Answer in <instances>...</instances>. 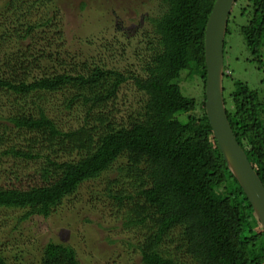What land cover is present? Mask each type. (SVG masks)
<instances>
[{
  "label": "trees",
  "instance_id": "1",
  "mask_svg": "<svg viewBox=\"0 0 264 264\" xmlns=\"http://www.w3.org/2000/svg\"><path fill=\"white\" fill-rule=\"evenodd\" d=\"M215 3L161 0L134 49L138 71L86 64L79 73L50 72L57 52L36 38L59 20L58 2L2 0L0 108L8 115L0 114V157L36 166L0 185V209L23 211V221L48 219L84 183L107 176L105 197L117 204L124 227L139 231L128 245L140 264H264V229L205 110V37ZM39 8L51 12L31 22ZM230 24L264 69V0H237L227 35ZM197 79L202 99L185 87ZM230 81L227 115L264 184V86ZM127 88L142 98L136 109H123ZM60 94L66 110L81 111L74 129H61L44 106ZM40 263L82 264L76 248L53 240ZM0 264H9L1 250Z\"/></svg>",
  "mask_w": 264,
  "mask_h": 264
},
{
  "label": "rangeland",
  "instance_id": "2",
  "mask_svg": "<svg viewBox=\"0 0 264 264\" xmlns=\"http://www.w3.org/2000/svg\"><path fill=\"white\" fill-rule=\"evenodd\" d=\"M55 1L59 20L36 37L41 47L57 52L56 63H50V72L55 69L83 73L86 64L138 71L139 61L134 49L142 40L146 17L158 13L161 0ZM236 8L233 16H236ZM46 12L50 13L51 9L35 10L31 22L45 16ZM0 22H4L1 16ZM225 67L230 72L229 81L241 80L254 89L264 86V69L254 60L239 28L232 24L230 34L226 35ZM229 81L224 77V88L232 87ZM186 86L189 94L202 99L201 80L189 86L185 83ZM124 92L127 96L123 109L139 107L137 101L142 100L141 96L131 88ZM63 103L62 94L52 95L44 106L61 129H74L81 111L74 107L70 112ZM164 109L170 117L168 108ZM3 111L0 108L1 116L8 115ZM199 113L196 111L195 115ZM35 166L34 162L28 164L24 159L0 157V185L11 179L14 172L25 175L32 173ZM106 177L84 183L79 192L48 219L35 217L23 221L20 219L23 211L0 209V250L8 263L41 264L43 248L53 240L76 248L82 264H140V255L128 245V242H137L139 231L125 228L117 204L105 197Z\"/></svg>",
  "mask_w": 264,
  "mask_h": 264
},
{
  "label": "water",
  "instance_id": "3",
  "mask_svg": "<svg viewBox=\"0 0 264 264\" xmlns=\"http://www.w3.org/2000/svg\"><path fill=\"white\" fill-rule=\"evenodd\" d=\"M237 0H216L205 37V110L220 151L264 229V184L239 144L230 124L225 100V41Z\"/></svg>",
  "mask_w": 264,
  "mask_h": 264
}]
</instances>
